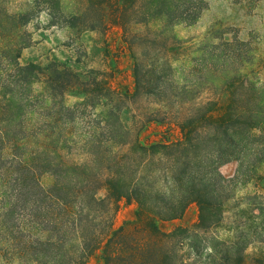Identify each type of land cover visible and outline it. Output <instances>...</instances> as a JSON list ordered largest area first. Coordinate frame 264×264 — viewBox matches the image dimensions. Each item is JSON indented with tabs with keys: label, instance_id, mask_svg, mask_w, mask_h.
<instances>
[{
	"label": "trees",
	"instance_id": "trees-1",
	"mask_svg": "<svg viewBox=\"0 0 264 264\" xmlns=\"http://www.w3.org/2000/svg\"><path fill=\"white\" fill-rule=\"evenodd\" d=\"M212 1L0 0V264H264V27L199 29ZM114 31L131 91L85 43Z\"/></svg>",
	"mask_w": 264,
	"mask_h": 264
},
{
	"label": "rangeland",
	"instance_id": "rangeland-1",
	"mask_svg": "<svg viewBox=\"0 0 264 264\" xmlns=\"http://www.w3.org/2000/svg\"><path fill=\"white\" fill-rule=\"evenodd\" d=\"M213 17L220 18L224 23L240 27L243 33L250 31L251 29L264 27V18L262 16L251 17L245 7L235 5L227 0H213L211 3V10L203 17L199 24V29L205 28L213 19ZM56 31V30H54ZM104 38L105 36L100 33L88 37L85 40L86 46L90 51V57L96 67L105 69L108 67L109 77H113L114 85L122 91H131L134 87V80L132 76V60L128 52L123 48L121 36L119 32H112L109 37L111 42L110 46V57L105 62L104 57ZM43 43L37 50H29L25 54L26 60L36 59L41 57L45 53H50L52 58L62 59L67 55L65 52L64 44L68 41L65 33H47L45 34ZM59 47V48H58ZM114 63H118L119 71L111 72V67ZM103 67V68H102ZM111 73L113 75H111ZM77 97H71V101L77 100ZM155 129L147 134H154ZM146 135V134H145ZM236 170L235 163H229L221 168V172L225 177H232ZM134 206H124L118 215V223L121 224L124 221L131 220L134 218ZM197 218V212L194 207L190 208L183 219L179 221H172L162 223V230L168 232L177 226H190L195 222ZM91 264H101L98 258L94 259Z\"/></svg>",
	"mask_w": 264,
	"mask_h": 264
}]
</instances>
